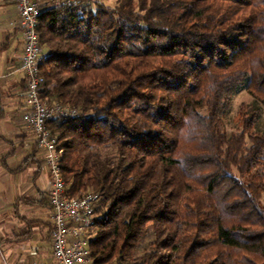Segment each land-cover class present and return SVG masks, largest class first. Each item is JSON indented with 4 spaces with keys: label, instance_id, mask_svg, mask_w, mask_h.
<instances>
[{
    "label": "trees",
    "instance_id": "16d2710c",
    "mask_svg": "<svg viewBox=\"0 0 264 264\" xmlns=\"http://www.w3.org/2000/svg\"><path fill=\"white\" fill-rule=\"evenodd\" d=\"M38 34L41 99L78 109L47 121L66 194L99 195L93 264H264V0H76Z\"/></svg>",
    "mask_w": 264,
    "mask_h": 264
},
{
    "label": "crops",
    "instance_id": "0c3cea01",
    "mask_svg": "<svg viewBox=\"0 0 264 264\" xmlns=\"http://www.w3.org/2000/svg\"><path fill=\"white\" fill-rule=\"evenodd\" d=\"M17 18L15 1L0 0V264L49 263L51 182L42 153L34 154V135L22 122L26 82L18 66L24 40L11 26Z\"/></svg>",
    "mask_w": 264,
    "mask_h": 264
},
{
    "label": "built area",
    "instance_id": "2783aa9c",
    "mask_svg": "<svg viewBox=\"0 0 264 264\" xmlns=\"http://www.w3.org/2000/svg\"><path fill=\"white\" fill-rule=\"evenodd\" d=\"M18 19L11 23L19 28L24 40L23 54L18 70L25 77L26 92L22 122L35 138L37 148L44 154V167L49 172L51 190L49 204L52 210V261L33 264H93L90 257L91 231L96 224L99 195L86 194L69 198L68 186L62 174L64 151L58 149L47 121L56 117H75L78 109L61 103L41 99L45 79L41 65L49 58L42 49L38 34L40 16L49 8L71 6L76 0H15Z\"/></svg>",
    "mask_w": 264,
    "mask_h": 264
},
{
    "label": "rangeland",
    "instance_id": "374dc122",
    "mask_svg": "<svg viewBox=\"0 0 264 264\" xmlns=\"http://www.w3.org/2000/svg\"><path fill=\"white\" fill-rule=\"evenodd\" d=\"M50 1V0H47ZM107 6L115 7L117 5V0H102ZM254 102L253 97L247 92L239 93L233 100L231 111L225 119V130L228 134L237 131L241 127V121L239 117L240 107L243 105H249ZM264 122V113L262 123ZM261 123V125H262Z\"/></svg>",
    "mask_w": 264,
    "mask_h": 264
}]
</instances>
